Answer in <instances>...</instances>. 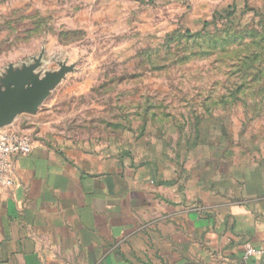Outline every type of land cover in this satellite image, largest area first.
Returning a JSON list of instances; mask_svg holds the SVG:
<instances>
[{"label": "rangeland", "instance_id": "rangeland-1", "mask_svg": "<svg viewBox=\"0 0 264 264\" xmlns=\"http://www.w3.org/2000/svg\"><path fill=\"white\" fill-rule=\"evenodd\" d=\"M37 62L38 79L63 71L22 114L42 137L147 151L242 195L264 184V0H0V87Z\"/></svg>", "mask_w": 264, "mask_h": 264}, {"label": "crops", "instance_id": "crops-1", "mask_svg": "<svg viewBox=\"0 0 264 264\" xmlns=\"http://www.w3.org/2000/svg\"><path fill=\"white\" fill-rule=\"evenodd\" d=\"M7 129L33 150L0 187V264H264V184L242 195L147 151L58 145L22 114Z\"/></svg>", "mask_w": 264, "mask_h": 264}, {"label": "water", "instance_id": "water-1", "mask_svg": "<svg viewBox=\"0 0 264 264\" xmlns=\"http://www.w3.org/2000/svg\"><path fill=\"white\" fill-rule=\"evenodd\" d=\"M37 66L38 62L21 71L9 69L6 86L0 87V127L10 125L23 113H37L49 95V90L63 76V71H60L38 79L34 73Z\"/></svg>", "mask_w": 264, "mask_h": 264}, {"label": "built area", "instance_id": "built-area-1", "mask_svg": "<svg viewBox=\"0 0 264 264\" xmlns=\"http://www.w3.org/2000/svg\"><path fill=\"white\" fill-rule=\"evenodd\" d=\"M33 150V142L29 136L16 130H0V187H11L15 184L13 159L17 156L28 155ZM255 249L247 245L244 254L246 260Z\"/></svg>", "mask_w": 264, "mask_h": 264}, {"label": "trees", "instance_id": "trees-1", "mask_svg": "<svg viewBox=\"0 0 264 264\" xmlns=\"http://www.w3.org/2000/svg\"><path fill=\"white\" fill-rule=\"evenodd\" d=\"M258 58H259V53H255V54H253V55H250V56H246V57H244L243 59H242V61H241V63L242 64H245V68H246V71H244V74H243V76H242V79L244 80V78H248V77H250V76H252V78L250 79L251 80V82H254L255 84L258 82V80H259V77H256V73H254V72H256V70H257V72H259L260 73V71H261V65H258V64H256V63H254L255 61L254 60H258ZM249 61V63H248V65H247V67H246V62H248ZM243 66L244 65H240V64H238L237 65V67L239 68V70H237L238 71V73L240 74L241 73V70H242V68H243ZM233 67V66H232ZM231 67V68H232ZM236 67V68H237ZM241 68V69H240ZM254 74V75H253ZM243 82H245V81H243ZM242 82V84H232L231 86H233V87H235L236 88V90H240V89H243V87H244V85L246 84V83H243ZM199 123V122H198ZM197 123V124H198ZM199 125V124H198ZM198 129H199V127H198Z\"/></svg>", "mask_w": 264, "mask_h": 264}]
</instances>
